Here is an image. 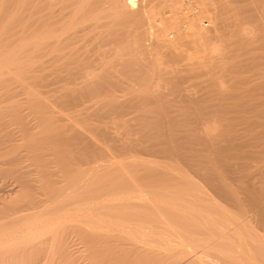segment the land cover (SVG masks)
<instances>
[{
  "label": "bare ground",
  "instance_id": "6f19581e",
  "mask_svg": "<svg viewBox=\"0 0 264 264\" xmlns=\"http://www.w3.org/2000/svg\"><path fill=\"white\" fill-rule=\"evenodd\" d=\"M257 50L264 0H0V159L30 162L0 185V204L29 192L0 209V260L264 264L262 229L238 206L264 222ZM246 61L258 81L239 76ZM224 74L234 103L192 104L223 98Z\"/></svg>",
  "mask_w": 264,
  "mask_h": 264
},
{
  "label": "rangeland",
  "instance_id": "374dc122",
  "mask_svg": "<svg viewBox=\"0 0 264 264\" xmlns=\"http://www.w3.org/2000/svg\"><path fill=\"white\" fill-rule=\"evenodd\" d=\"M258 51H260V50H257V51H256V54L258 53ZM260 53H261V54H260ZM261 55H263V57H264V51L262 52V50H261V52L258 53V55H256V57H257V56H258V57H257V59L253 60V62H256V64H260V65L262 66L264 63H262V62H258V61H262V60L264 59V58H261V60L258 59L259 56H261ZM249 60H250V59H249ZM257 60H258V61H257ZM246 62H247V61H246ZM246 62H245V66H243V68H244V67H248V68H244V69L240 72V74H241V73H242V74L239 75V76H240L241 78L245 79V80H248V81H250V80H252V79H257V77H255L256 74H255L254 76H253V75H250V74H252V73H257L259 69H256V68L253 69V68H251L250 66H254V63H252V62H250V61H249V63H248V62L246 63ZM246 64H247V65H246ZM263 66H264V65H263ZM263 66H262V67H263ZM255 70H256V71H255ZM243 71H244V72H243ZM253 71H254V72H253ZM263 71H264V67H263ZM246 73H247L248 75H247ZM244 75H245V76H244ZM247 77H249V79H248ZM253 77H255V78H253ZM227 78H228V76L224 74V76L222 75V76L219 77L220 83H219V80L217 79V82H218V83H216V84H218V85H222V84H223L222 86H224V87H222V86H218V85H217V86L214 85V89L216 88V89L214 90V92H215L216 94H217V90H220V91H222V92H226V93H225L226 95H221V96H223V98H217L218 96H215V97L207 96L206 98L204 97L205 99L203 98V99L199 100V101H198L199 103H198V102H195V103H192V104H193V105H194V104L199 105L200 102H201V104L204 103V100H205V104H206V103H210V104H208V105H211V104L216 105V103H217V104H221V105H225V104L227 105V104H229V103H230V104L234 103V102H235V99L231 97V94H232V91H235V90H236V92H237V89H235V88H231V87H229V86H228V87L226 86V85H230V82L228 83V81H230V80H229V78H228V79H227ZM259 79H260V78H258L256 81H258ZM223 80H224V81H223ZM226 80H228V81H226ZM221 81H223V82H221ZM251 82H253V81H251ZM227 83H228V84H227ZM185 84H188V85H189V83H185ZM185 84H184V85H185ZM49 87H52V86H49ZM225 87H226V88H225ZM241 87H242V86H241ZM190 88H192V87L190 86ZM228 88H231L232 90L230 91V89H228ZM241 91H243V90H241ZM215 93L211 92V95H213V94H215ZM243 93H244V92H243ZM218 95H219V94H218ZM168 96H169V95H168ZM221 96H220V97H221ZM171 97H172V96L168 97V98H169V100H168L169 104H170V103H171V104L180 103V102H178V99L173 98V97H172L173 99H170ZM230 98H231V99H230ZM210 99H212V100H210ZM215 99H217V100H215ZM223 99H224V100H223ZM156 100H157V101H156ZM207 100H208V101H207ZM213 100L215 101V103L213 102ZM150 101H152V102H150ZM150 101H149V103L151 104V106L156 104V105H155V108L153 107V108L151 109V112H152V113H156V112H157V114H154V115H155L156 117H159L158 120H160L161 117L164 119V117H163L164 114H163V113H164L165 111L162 112L163 109H162V108L160 107V105H159V104H160V101H159L157 98H155L154 96L151 97ZM252 101H254V100H252ZM154 102H155V104H154ZM158 102H159V104H158ZM221 102H222V103H221ZM182 103H184V102H182ZM189 105H191V104H189ZM187 106H188V103H187ZM190 110L192 111L193 108L190 109ZM193 111H194V110H193ZM129 114H130V116L133 115V111H131V110L128 111V112L126 111V115L124 114L125 117H124V116H123V117H124V118H129ZM134 114H135V113H134ZM158 114H159V115H158ZM161 121H162V120H161ZM9 128L12 130V131H11V138H13V136H15V135H16V136H15L16 139H17L18 137H20V131H19V132L17 131V130H19V129H18V127H17L15 124L11 125ZM114 129L118 131L119 128H114ZM119 131L122 132V129H121V130L119 129ZM132 131H134V130L131 129V131L129 130V131H127V132H128V134H130V135L133 136L135 133L132 132ZM123 132H124V133H122L123 136L128 135V134L126 133V131H123ZM125 133H126V134H125ZM136 136H137V134H136ZM110 141H111V140H110ZM107 142H108V140H107ZM111 142H112V141H111ZM111 142H110V143H111ZM0 147H1V146H0ZM1 148H2V147H1ZM0 150H1V149H0ZM2 150H3V149H2ZM2 150H1V151H2ZM1 151H0L1 159L5 158V157H7V158L9 157L8 154H6V152H4V151H2L3 153L1 154ZM143 153H144V152H142V154H141V152H140V154L138 153V155H140V157L143 156V155H145V156H143L142 158H146L147 160H149V159L154 160V159H155L154 157H156L157 162H160V163L163 162L162 164L169 163L170 161H172V162H170V164H174V162H175V160H174L173 158L170 159V158H168V156H167V157L165 156V158H167V159H164L162 156H160V154H159L158 156H157V154H154V155H156V156H154L153 154H147V153L143 154ZM3 154H4V155H3ZM148 155H149V156H148ZM2 156H4V157H2ZM151 157H152V158H151ZM160 158H162V159H160ZM1 159H0V167H1V168H0V185L3 184L2 186H4V187L1 186L2 188H8V189H9L10 186L12 187V186L15 184V182L12 181L13 179H15V174H14V173H10V171H9V167H11L10 165H12V164H9L8 166H6L7 163H10V162H9L7 159H5V160H7L8 162H5V160H1ZM163 159H164V160H163ZM21 160H25L24 163H23L22 165L19 163V162H21V161H20V160H17L18 162L13 163V164H15V166L13 165V167L16 168V165H20L21 167H23V166H27L28 163H30L29 160H26L25 158H21ZM159 160H160V161H159ZM154 161H156V160H154ZM4 163H6V165H5ZM16 163H17V164H16ZM21 163H22V162H21ZM177 163H178V162H177ZM178 165H179V166L181 165L180 167L183 168V171H184V170H187V171H186L187 173L193 175V174L190 172V170H188L189 168L186 169L187 167H185L184 164L179 163ZM20 166H18V168H21ZM6 167H8V169H7ZM13 167H11V168H13ZM1 169H5L6 171H5V170H2V171H1ZM252 169H253V168H252ZM4 171H5V172H4ZM2 172H3V173H2ZM8 173H9V174H8ZM149 174H151L150 176H152L153 174H156V175H157V177H156V178H157V179H156L157 181H159V180H161V179L163 180L164 177H165V176L162 174V172L157 174V172L154 171L153 174H152V173H149ZM146 179H147V178H146ZM14 181H15V180H14ZM144 181H146V180H144ZM11 182H12V183H11ZM5 186H6V187H5ZM8 186H9V187H8ZM25 190H26V189H25ZM210 190H211V189H209V190L207 189L208 193L213 197L214 200H216V199L218 200L220 197H222V196H219V195H216L217 197L213 196V194H214L215 192H212V190H211V191H210ZM22 191H23V190H22ZM22 191H20V193H21ZM210 192H212L213 194H211ZM18 193H19V192H18ZM22 193H23V192H22ZM22 193H21V195H22ZM26 193H28V194H23V196L25 195V197H21V198H20V197H17V195H14V198H15V200L13 199L14 201H16L17 199H18V200L20 199L19 202H18V204H17V202L14 203V201L11 200V199L13 198V194H10V196H12V197H10V196L7 194V196L10 197V198H9L10 201H4V202H3V203H6V204H3V203L0 204V209H4L5 207H9L8 204H11V202H12L13 205H15V204L19 205L20 202H21L20 204H22V202L24 203V200L28 199L27 196H29V192H26ZM18 195H20V194H18ZM7 196H5V197H7ZM16 197H17V198H16ZM218 197H219V198H218ZM7 198H8V197H7ZM221 199H222V200H221ZM6 200H7V199H6ZM223 200H224V198H220V202L223 201ZM225 201H226V200H224L222 203H224ZM244 202H245V203H244ZM7 203H8V204H7ZM226 203H228V202H226ZM230 203H231V202H229V204H225V205L222 204V205H224V206L230 205V206H227V208L230 209V210L232 209V211H235V212H237V213H238V212L240 213L239 210H240L241 208L243 209L244 206H245L244 210L246 209V211H245L246 214H247V215H251V219L253 218L252 220L250 219L251 222H252V224H250V225H252V227L255 228V231L258 230V231L260 232V229H262V230H261L262 232H261V233H257V234H258L259 236L262 235L263 237H262V236H261V237L264 239V234H262V233H264V222L261 221V220H259V218H257L256 216H253V215L251 214V211L249 212V210H248L249 208H248V206H247L246 201L241 202L242 204H246V205H242V206H241V203H240V205L238 204V206L241 207L240 209H238L237 206H236V208L234 207V208L237 209V210H235V209L232 207V206H234V205H236V204L231 203V204H232V205H231ZM10 206H11V205H10ZM2 207H3V208H2ZM245 212L241 210V214H242V215H244ZM246 214H245V215H246ZM254 219H256V220L258 221L259 224H258V223H254V222H256V220H254ZM260 221H261V223H260ZM251 222H250V223H251ZM253 223H254V224H253ZM256 224H257L258 226H257ZM261 224H262L263 226H262ZM255 226H257L258 228L255 227ZM258 231H257V232H258ZM76 241H77V239H76ZM78 241H80V240H78ZM73 242H75V240L71 242V243H72V247H73V249H74V250L77 249V252H75L74 255H78L79 258H80L81 255L84 256L85 254H84L83 252L80 253L79 251H80L81 249H83V248H84V250H82V251H87V249H86V244L84 243L85 241H84V242L81 241L83 244H82L81 242H79L78 244H77L76 242H75V243H73ZM74 244H77V245H76L77 247L74 246ZM78 246H80V247H78ZM82 246H83V247H82ZM74 247H76V249H75ZM78 249H79V250H78ZM77 253H79V254H77ZM85 253H86V252H85ZM83 256H81V257H83ZM86 257H87V256H86ZM56 258H58V257H56ZM87 258H88V257H87ZM84 259H85V258L82 259L83 261H82L81 259H80L81 261H79V260H78V261L81 262V264H90V262H89L88 260H84ZM88 259H89V258H88ZM48 260H49V259H48ZM57 260H59V259H57ZM57 260H53V261H57ZM2 261H3V262H2ZM4 261H6V260H0V262H1L0 264H4V263H5ZM84 261H86V262H84ZM58 262H59V264H60V260H59ZM79 262H78V263H79ZM46 263L49 264L48 262H46ZM50 264H57V263H56V262H55V263L51 262Z\"/></svg>",
  "mask_w": 264,
  "mask_h": 264
}]
</instances>
